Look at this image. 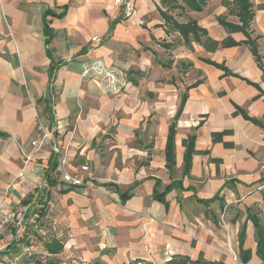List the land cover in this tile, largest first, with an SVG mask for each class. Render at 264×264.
Masks as SVG:
<instances>
[{"label":"crops","instance_id":"0c3cea01","mask_svg":"<svg viewBox=\"0 0 264 264\" xmlns=\"http://www.w3.org/2000/svg\"><path fill=\"white\" fill-rule=\"evenodd\" d=\"M122 1L0 0V205L25 216L35 191L48 187L59 222L69 225L68 246L81 243L90 253L115 247L125 261L162 264L186 255L264 264L253 223L257 218L264 228V0H251L250 26L252 39L258 38L262 67L249 46H222L227 38L246 40L220 23L241 25L236 0H208L202 12L174 13L178 22L195 20L207 30L208 40L190 45L179 34L166 33L160 0ZM65 7L62 18L45 17L47 11L62 13ZM46 24L51 31L48 46ZM96 36L100 44L92 42ZM47 48L55 62L64 63L52 84L55 140L68 162L66 171L89 167L83 187L63 182L58 162L49 171V146L34 155L24 177L18 178L23 166L19 145L32 153L39 135L36 114L51 124L45 103L51 66ZM95 60L120 71L125 85L118 93L81 76L82 63ZM204 60L225 64L246 80L224 76ZM198 81L200 85L187 91ZM180 93H187V100L177 121L171 177L165 149L182 104ZM192 135L197 154L184 177L183 142ZM173 180H181L184 190L168 194L167 204L155 201L156 182L164 189ZM91 185L102 194L78 196ZM127 191L131 197L123 202L120 195ZM217 195L208 205L198 202ZM86 206H93L98 216L92 231L83 218ZM233 209L241 213L233 215ZM109 229L113 233L108 235ZM21 231L7 230L0 253L7 237Z\"/></svg>","mask_w":264,"mask_h":264},{"label":"trees","instance_id":"16d2710c","mask_svg":"<svg viewBox=\"0 0 264 264\" xmlns=\"http://www.w3.org/2000/svg\"><path fill=\"white\" fill-rule=\"evenodd\" d=\"M208 0H163V3L167 6V9L164 8H158V11L162 18L165 21V27H166V33L169 35L170 33L172 34H179V36L184 40L186 45H190L192 41L201 43L203 44V39L207 38L208 40V32L206 29L202 28L199 26V24L195 20H189L187 23H180L178 22L175 17L173 16V12L180 10L182 12L185 11H195V12H202L204 10V7L207 5ZM235 4L238 5L239 10L237 13V16L240 19L241 25H234L231 23H227L225 21H221L220 23L231 33H236V32H241L245 35L246 40L241 41V42H236L231 38H227L223 41L222 46L224 48H230V47H235V46H242L246 45L250 47V50L252 54L255 56L256 61L259 63V65L262 67V58L259 54V46L257 43V39H252L251 33H250V26L251 22L253 20L254 14L252 11V5H251V0H236ZM67 11V8L65 7L62 13H57L54 11H47L45 13V17L48 16H57L59 18H62ZM45 35L47 36L46 44L47 46L50 43V36H51V31L48 26V24L45 25ZM164 48H170L172 47V44H166L163 43L161 44ZM217 43H215V46L217 47ZM47 54L51 59V66H50V71H49V86H48V91H47V98L45 99L46 103V113L47 116L52 123L54 122L53 116L51 114V109H50V104H51V98L53 94V87L52 84L54 82L55 78V73L57 70L60 69L61 66L64 65L63 62H55L50 54V50L47 48ZM207 64H210L214 67H216L219 70L224 71V76H236L240 77L237 74L232 73L226 66L225 64H218L214 61L211 60H204ZM241 79H244L240 77ZM246 80V79H244ZM248 81V80H247ZM251 85L258 87L256 84L251 83L248 81ZM201 82L198 81L192 86L187 88V91L189 89H192L194 87H197L200 85ZM187 100V93L183 94L182 98V104L177 112V115L175 116V120L170 126L169 129V134H168V139H167V145L165 149V158H166V168L168 169L171 177L174 174L175 171V166H176V147H175V136H176V126H177V121L180 118L185 102ZM244 117L247 120H251L256 124H260L259 121L251 119L248 117L242 110H240ZM221 137L220 135H215V139ZM195 142H196V136L192 135L189 136L184 142L183 145L186 148L185 154H184V170H183V176L186 177L190 174V170L192 168V161L194 155L197 154V151L195 150ZM58 166V163L56 161V158L51 155L49 158V171H54L56 170ZM51 186H55L57 183L54 181H49ZM181 189L184 190L183 183L181 180H173L172 184L169 186L165 187L164 189H161V182L157 181L156 185L153 189V198L155 201L167 204L166 202V197L168 194H170L172 191L175 189ZM189 190V189H186ZM131 197V194L129 191L123 193L120 195L121 200L124 202L126 198ZM219 195L215 196L213 199L210 200H200L198 199L199 203L208 205L211 202L215 201L218 199ZM26 203V202H25ZM253 223L255 225V228L257 230V244L259 248L264 249V228L260 225L259 220L257 218H253ZM243 238V234L241 235V241ZM136 264H158V263H153L149 261H144V260H137ZM162 264H227L222 261H213V260H207L204 259L203 257H199L197 259H192L189 256L186 255H180V256H174L171 257L169 260Z\"/></svg>","mask_w":264,"mask_h":264},{"label":"rangeland","instance_id":"374dc122","mask_svg":"<svg viewBox=\"0 0 264 264\" xmlns=\"http://www.w3.org/2000/svg\"><path fill=\"white\" fill-rule=\"evenodd\" d=\"M160 3L164 9H167L163 0H160ZM174 13L181 14V11L177 10ZM163 61L168 59L164 58ZM50 127L52 130L51 124ZM76 161L82 163L79 157ZM88 187H86L87 191L83 189L78 192V196L92 199L94 193L101 195L103 192L95 185ZM47 190L48 187H43L35 191L37 197L35 196V200L24 216L22 233L19 236L14 234L7 237L4 250L0 253V264H136L135 260H122L115 247L110 248L106 245L102 251L90 253L81 243L74 242L72 246H68V242L72 240L69 225L59 222V212L55 211L52 201L47 198ZM73 203L74 201L70 204ZM83 209L88 212V215L83 213V218L88 223V230L92 231L97 228V213L93 206H86ZM237 212L241 213L238 209H233L231 213L234 215ZM253 212L258 213L257 209H253ZM109 232L112 234L113 230L109 229L108 235Z\"/></svg>","mask_w":264,"mask_h":264},{"label":"built area","instance_id":"2783aa9c","mask_svg":"<svg viewBox=\"0 0 264 264\" xmlns=\"http://www.w3.org/2000/svg\"><path fill=\"white\" fill-rule=\"evenodd\" d=\"M115 3L123 4V1L115 0ZM101 41V38L98 36L92 38V42L94 43L100 44ZM81 76L85 79L87 78L93 80L98 85H101L109 93H118L125 85L120 71L111 67H107L101 60L83 62ZM36 118L39 135L31 144L33 152L28 153L21 145H19V149L23 157V166L18 178L24 177L26 168L34 160V155L42 152L46 146H49L51 149V154L56 157L57 162L63 168L61 176L62 181L74 187L85 186L87 181L85 173L89 171V167L81 166L75 170L66 171L65 168L68 166V162L62 152L60 144L55 140L54 130L50 129V124L41 118L39 114H36ZM10 188L11 187L9 186L8 190ZM23 221V214H16L15 212L7 210L4 205H0V239L6 234L9 228L17 229L18 232L21 231L23 229ZM231 256L234 262L240 263L238 257L235 254L231 253Z\"/></svg>","mask_w":264,"mask_h":264}]
</instances>
